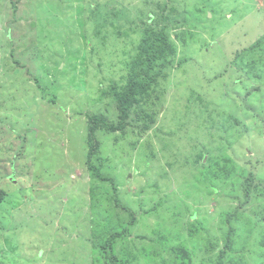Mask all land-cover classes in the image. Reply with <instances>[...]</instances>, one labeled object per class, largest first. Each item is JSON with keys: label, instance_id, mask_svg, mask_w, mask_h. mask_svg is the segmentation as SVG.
<instances>
[{"label": "rangeland", "instance_id": "rangeland-1", "mask_svg": "<svg viewBox=\"0 0 264 264\" xmlns=\"http://www.w3.org/2000/svg\"><path fill=\"white\" fill-rule=\"evenodd\" d=\"M139 22L168 25L182 64L123 133L95 134L93 165L134 214L128 226L129 213L109 201V182L86 168V115L116 121L111 92L129 80ZM263 37L264 0H0V264H91L90 234L97 241L123 227L129 235L114 250L129 264H177L170 248L178 243L192 264H210L214 253L205 250L236 202L207 159L223 152L264 180L263 84L232 64ZM229 113L237 125L219 122ZM145 115L154 118L148 130ZM256 203L254 222L264 217ZM194 221L198 234L190 233ZM244 255L243 264H264V249Z\"/></svg>", "mask_w": 264, "mask_h": 264}, {"label": "trees", "instance_id": "trees-1", "mask_svg": "<svg viewBox=\"0 0 264 264\" xmlns=\"http://www.w3.org/2000/svg\"><path fill=\"white\" fill-rule=\"evenodd\" d=\"M162 8L161 18L163 19V23H165L166 21L163 13L168 9L167 2ZM170 10H173V8ZM139 26L141 27V34L138 35L136 40V52L131 54L132 57L128 64L130 73L128 75L129 80L127 81L126 87L122 91L115 92L111 89V91H113L111 94H113L114 107L117 113L116 121L110 123L106 122L104 118L99 115H86L88 122L86 168L90 172L92 178L98 181L109 182L113 192L116 191L114 182L101 174L99 169L95 168L93 165V159L95 158L99 146L95 136L96 132L104 129L108 130L110 133L118 131L123 133L128 125V121H131L133 112H143L141 108L145 107L147 100L153 99L152 97L159 100L156 94L157 92L154 93L155 87L159 86V81L167 79L168 73L182 64V61H176L175 59L177 56L176 47L170 39L168 25H162L158 31L152 30L147 22H139ZM129 31L133 33L132 29H129ZM130 32L127 33L130 35ZM244 53L247 54V58L242 56L245 55ZM232 61V64L239 61L241 64L239 65L238 63V68L241 69L244 74L246 73V75L251 73V78L254 82L258 79L259 82L263 84L258 87L260 89L264 88V37L258 39L245 50L236 51ZM259 88L254 91H258ZM145 117L150 121L149 123L147 122L149 125L144 124L145 130H148L154 118H150L148 115H145ZM227 118L229 120L227 119L226 121L219 122H232L235 125L238 124L237 120L232 118L230 113ZM231 119L232 121H230ZM221 150L224 151L225 148L221 147ZM221 153L223 157L214 159V161L207 159V161L209 167L211 165L217 166L216 171L212 172V174L214 177H217L220 183L218 186L220 190H225L224 186L230 182L231 189L225 191L231 196H226L230 197L233 203L235 201L236 206L228 212L223 213L220 238L217 239L214 237L213 240L211 239L214 244L209 242L208 248H206L205 251H207V253H214L213 258L209 259L210 264H243L244 261H246L244 255L245 251H250L251 247L264 249V217L262 220H256L254 222L250 219L248 213L250 206H253L255 202H258L255 205V212L263 213L264 211L261 207L264 206V180L257 177L252 170L248 171L239 168V166L233 163L232 158L230 159L225 156V153ZM232 157L234 158V156ZM201 159L202 156L200 154H195L191 162L194 168L199 166L197 167L198 175H200V170L204 166ZM209 160L212 161V163H210ZM256 162L257 164L260 163L258 161ZM194 175L193 173L190 174L189 178H193ZM202 185L209 188L212 184L208 185L207 183H202ZM192 187L195 188L197 185L194 184ZM196 190L201 191V194L204 192L203 188L202 190H200V188ZM5 196V192L0 190V204L3 202ZM109 197V201L112 202L115 207H119L129 213L130 220L128 221V226L136 222L134 214L127 207L120 205L116 192L112 193ZM189 219L193 220L194 214H190ZM177 221H180V219ZM200 225L201 223L199 221H194L193 227L195 230H191L190 233L196 231V234H198L202 228ZM203 230L205 229L203 228ZM250 230H255V232L249 234ZM105 233H107V238L102 240V236ZM105 233L102 234L101 238H98L97 241V235L93 232L90 234L92 239L90 248L94 254L91 264H129L128 259L125 260L123 257H118L114 250L117 239L121 240L129 235L128 227H123L118 230L116 228L105 231ZM142 237L143 236H139L137 238L139 239ZM204 246L200 250H203ZM170 253L175 257L177 264H192L191 250L184 244H175L170 248Z\"/></svg>", "mask_w": 264, "mask_h": 264}]
</instances>
